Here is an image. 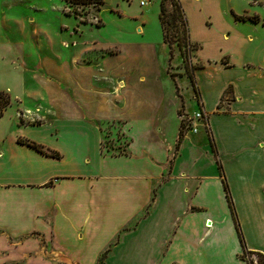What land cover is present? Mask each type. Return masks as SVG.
Listing matches in <instances>:
<instances>
[{"label":"crops","instance_id":"0c3cea01","mask_svg":"<svg viewBox=\"0 0 264 264\" xmlns=\"http://www.w3.org/2000/svg\"><path fill=\"white\" fill-rule=\"evenodd\" d=\"M139 21L146 18L142 16ZM261 22L264 26V19ZM123 56L106 58L97 73L125 76V87L117 95L96 94L89 80L95 77L94 70H80L72 59L62 61L57 55V62L44 63L54 77L48 82H56L69 106L83 111L94 124L96 150L103 166L121 161L122 170L110 171L102 166L94 172L83 155L79 135L70 129L52 125L40 136H33L29 128L43 121L23 122L19 115L13 127V122L9 128L0 127V264L6 262L5 258H15L18 252H11V248L30 246V239L17 243L30 233L46 239L47 233L55 237L62 219L74 227L72 235L79 229L93 238L104 228L95 225L91 217L105 214L120 217L114 220L108 242L135 221L133 228L122 234L108 261L125 238L150 226L151 234L147 231L140 242L143 248L155 251L145 257L138 252L141 264H224L220 255L228 243L235 244V264H246L237 257L242 245L224 181L246 249L264 257V53L260 59L246 60L243 53L229 49L219 50L212 58H199L201 65L192 71L197 101L190 106L203 114L206 129L204 140L197 142L192 135L199 129L178 141L175 127L166 133L155 128L153 118L160 97L149 109L131 114L121 112L104 121L95 114L88 116L85 110L94 98L110 97L108 101L120 109L126 106L131 81L127 69L131 65L122 66ZM226 59L228 62L223 64ZM137 80L142 84L144 76ZM5 91L13 104L4 108L0 120L4 111L20 103L10 89ZM114 118L126 121L128 154L106 157L99 149L100 124L93 119L105 122ZM27 141L58 156L41 152ZM221 201L226 210L221 208ZM80 215L83 221L89 219L91 226L85 228L78 222ZM207 222L212 225L207 227ZM83 237L77 234L79 241ZM99 253L94 255L93 263Z\"/></svg>","mask_w":264,"mask_h":264},{"label":"rangeland","instance_id":"374dc122","mask_svg":"<svg viewBox=\"0 0 264 264\" xmlns=\"http://www.w3.org/2000/svg\"><path fill=\"white\" fill-rule=\"evenodd\" d=\"M159 1L151 0L148 5L140 7L138 0H103L97 9L93 4L76 5L69 0H0V91L6 93L5 90L10 89L20 101L19 106L14 103L20 109L17 113L12 106L4 111L0 127L9 128L12 122L13 127L16 122L14 118L19 115L23 122L43 121L42 125L29 128L33 136H40L52 125L70 129L74 135L75 132L79 135L83 155L89 160L92 170H101L103 162L99 160L96 150L94 124L88 121L83 111L77 110L74 105L69 106L68 99H63L65 94L56 82H48L54 77L46 70L44 63L57 62V55L62 61L72 59L80 70H94L95 77L89 80L96 94L108 92L117 95L125 87V76H103L97 73L101 72L106 58L125 54L122 66L131 65L127 69L131 81L127 87L126 106L120 109L108 101L110 97L94 98L87 104L85 111L89 112L88 116L95 114L104 121L105 117L121 112L131 114L138 109H149L160 97L153 118L155 128L166 133L175 127L178 137L179 134L183 137L184 134L192 133L191 118L199 110L190 106L197 101L192 71L201 65L199 58H212L219 50L229 49L243 53L246 60L262 58L264 0H179L189 34L185 32L179 16L175 18L174 26H166L165 21L171 19L170 14L175 12L176 15L177 12L170 0H165L162 19L168 35H172L170 44L163 42L158 19ZM142 16L146 21H139ZM254 16L259 18L257 22L251 19ZM187 41L189 43L185 46ZM222 62L226 64L228 59ZM80 76L85 77L83 74ZM140 76H144L142 84L137 80ZM10 104H13L11 99ZM93 122L100 124L102 133L99 149L102 155L119 157L128 154L130 137L125 131L124 118L105 122L93 119ZM195 123L199 132L192 135L193 140L202 141L206 129L204 117ZM50 142L60 145L55 141ZM104 166L110 171L122 170L121 161ZM224 205L221 201V208L226 210ZM119 218L107 214L91 217L95 225L104 228L93 238L79 229L72 235L74 227L62 219L55 237L51 238L47 233L46 239L34 232L20 238L17 243L30 239V246L18 248L16 245L11 248V252L14 250L18 253H15L14 259L5 258L6 262L2 264H141L138 252L145 257L155 251L151 247L143 248L140 242L147 231H152L150 226L146 229L142 227L136 235L125 238L108 261L122 234L135 224V221L128 223L108 242L115 228L114 220L118 221ZM82 219L81 215L76 218L85 228L91 226L89 219ZM209 224L212 225L207 222V226ZM77 234L84 236L82 241H79ZM234 245L228 243L221 250L222 263H236ZM242 250L238 253L242 254ZM244 256L251 259L253 264H262L261 256Z\"/></svg>","mask_w":264,"mask_h":264},{"label":"trees","instance_id":"16d2710c","mask_svg":"<svg viewBox=\"0 0 264 264\" xmlns=\"http://www.w3.org/2000/svg\"><path fill=\"white\" fill-rule=\"evenodd\" d=\"M69 2L74 3L76 5H78V4H93V5H95L97 7V9H99V5L103 3V0H69ZM164 2H165V0H160L159 1L158 19H159V22H160L161 28H162L163 42H165L167 44H170L171 40H172V35L171 36L168 35L167 30H166L167 27H165V25L163 24L164 22H163V19H162V13H163V10H164ZM170 3L174 7V11H176L177 14L175 15V12H172L170 14L171 19H168L167 21H165L166 26H174V20H175V18L177 16H179L181 18L182 25L185 27V32L187 34H189L188 33V27H187V21H186V18H185V14H184L183 8H182L179 0H170ZM251 19L254 22H257L259 20V18L257 16H254ZM84 21L86 22V20H84ZM179 43H180V41H178V44ZM187 43H189V41H187L184 45L186 46ZM193 44L197 45V43H193ZM192 85H193L194 93L196 94L197 91H196V88H195V85H194L193 76H192ZM8 105H10L9 95L7 93H5V92H0V116H2L3 109L6 108ZM181 138H182V136H181V134H179L178 141H180ZM27 144L33 146L37 150H39L41 152H44L46 154H50V155H53V156H56V157L58 156V154L56 152H54V151H45V150H43V147L41 145L36 144L34 142H28L27 141ZM223 185H224V188H225V190L227 192V201L229 203L230 209L232 211V214L235 216L234 217L235 226L237 228L238 235H239V240H240V243H241L242 249H243L242 250V254L239 257L241 259H243L246 262V264H253V261L251 259H249V260L246 259V257L244 255L245 254H255V255L261 256L263 258L262 264H264V257H263L262 253H259V252H256V251H249V250L246 249L245 244H244V240H243V237H242V233H241V230H240V227H239V223H238V221L236 219V215L234 213V207H233L232 200H231L229 192H228V186H227L225 181L223 182Z\"/></svg>","mask_w":264,"mask_h":264},{"label":"built area","instance_id":"2783aa9c","mask_svg":"<svg viewBox=\"0 0 264 264\" xmlns=\"http://www.w3.org/2000/svg\"><path fill=\"white\" fill-rule=\"evenodd\" d=\"M151 2V0H138V4L140 7H144L146 5H148ZM203 114L200 111H197L193 114V117L191 118V123H192V132H196L197 131V125L195 123V121H199L201 119H203Z\"/></svg>","mask_w":264,"mask_h":264},{"label":"bare ground","instance_id":"6f19581e","mask_svg":"<svg viewBox=\"0 0 264 264\" xmlns=\"http://www.w3.org/2000/svg\"><path fill=\"white\" fill-rule=\"evenodd\" d=\"M208 223H211V222H208ZM211 226V224H209V226H207V227H210Z\"/></svg>","mask_w":264,"mask_h":264}]
</instances>
